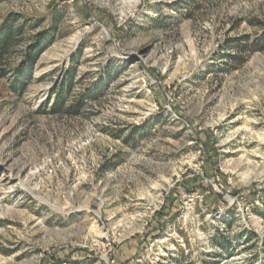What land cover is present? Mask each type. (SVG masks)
Masks as SVG:
<instances>
[{
    "label": "rangeland",
    "instance_id": "rangeland-1",
    "mask_svg": "<svg viewBox=\"0 0 264 264\" xmlns=\"http://www.w3.org/2000/svg\"><path fill=\"white\" fill-rule=\"evenodd\" d=\"M10 21L0 264H264V0H0ZM71 78L99 101L51 115Z\"/></svg>",
    "mask_w": 264,
    "mask_h": 264
},
{
    "label": "trees",
    "instance_id": "trees-1",
    "mask_svg": "<svg viewBox=\"0 0 264 264\" xmlns=\"http://www.w3.org/2000/svg\"><path fill=\"white\" fill-rule=\"evenodd\" d=\"M56 31L55 26H52V33L44 32L38 39L39 43L32 47L33 51L40 52L41 47L50 42L52 34ZM24 29L17 27L12 21L5 24L4 28L0 30V81L5 80L10 69V57L14 49L21 43ZM36 61V56L33 52H25L23 55L21 70L19 73L24 72L26 67L30 69L33 67ZM29 69V70H30ZM29 72V71H28ZM73 77V76H72ZM27 84L21 77H17L13 80L9 89L11 92L21 96L26 92ZM74 92L73 78L64 85H57L55 91L52 93L55 95L50 114L55 116L77 118L84 116L88 109L89 102L99 101V93L94 92L92 96H89L90 101L86 102L83 98L76 97L71 102L65 100L66 93L72 96ZM94 102V103H95Z\"/></svg>",
    "mask_w": 264,
    "mask_h": 264
}]
</instances>
